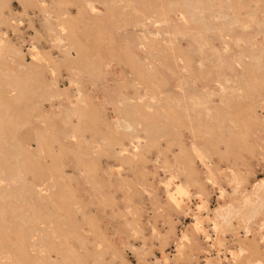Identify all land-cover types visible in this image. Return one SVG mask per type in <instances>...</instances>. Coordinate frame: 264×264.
Here are the masks:
<instances>
[{
    "label": "rangeland",
    "instance_id": "rangeland-1",
    "mask_svg": "<svg viewBox=\"0 0 264 264\" xmlns=\"http://www.w3.org/2000/svg\"><path fill=\"white\" fill-rule=\"evenodd\" d=\"M0 264H264V0H0Z\"/></svg>",
    "mask_w": 264,
    "mask_h": 264
}]
</instances>
